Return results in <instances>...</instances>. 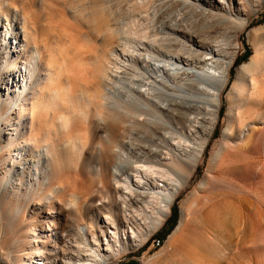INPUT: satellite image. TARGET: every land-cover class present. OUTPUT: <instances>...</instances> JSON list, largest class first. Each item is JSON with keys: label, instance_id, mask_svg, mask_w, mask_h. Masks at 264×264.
<instances>
[{"label": "rangeland", "instance_id": "rangeland-1", "mask_svg": "<svg viewBox=\"0 0 264 264\" xmlns=\"http://www.w3.org/2000/svg\"><path fill=\"white\" fill-rule=\"evenodd\" d=\"M142 1L0 0V264H74L75 260L71 257L78 253L87 254L84 251H89V243L93 249L99 248L101 252H104L102 250L109 245L111 251L107 254L115 264H144L143 260H149L155 255L157 256L153 259L155 264H192L195 261H206V264H264L263 221L260 227L251 228L249 233L239 235L243 238L233 237L226 259L221 252L219 253L223 249L218 248L223 245V241L221 239L208 241L206 234L212 233H208V230L203 233L198 227L207 218L211 204L221 201L222 196H226L227 199V196L239 192L248 184L247 187L252 190L264 188V179H255L257 184H254L251 179L248 180L249 182L246 180L247 183H245L240 175L229 172V164H227L221 170V172L224 171L223 174L216 176V172L213 171L212 175L217 178L212 179L203 188L204 190L199 189V185L206 178L217 144L222 138L221 135L227 127L228 114L234 109L232 103L234 94L227 93L224 96L220 120L215 134L205 149L204 161L196 167L188 186L173 203L171 214L166 222L143 244L141 237L149 231L162 210L163 203L159 204V202L164 194L163 190L168 188L170 191L169 188H174V184L167 185L168 182L164 177L154 174L136 185L132 172H128L131 174V180L122 176L119 177L120 184L110 182L106 163L111 156L106 148L109 146L108 141L117 139L120 129L125 126L127 114L121 106H124L127 100L133 99V96L136 97V91L146 92L149 98L151 96L157 105L165 109L157 98H153L154 93L150 90L152 94L148 92L149 86L141 87V85H148V83L151 85L154 80L157 81L155 85H152L158 89L160 85L167 88L171 85L162 75L154 74L150 69L139 70V66L136 69L131 62L120 58L118 55L122 53V49H116L114 54L107 50L106 58L109 56L108 61L112 63L110 64L111 72L108 78H104L105 81L101 87L97 88V80L94 79L98 56H102L106 50V41H108L106 26L114 27L112 15L119 12L127 13L117 22V26L122 28L124 33H130L142 27H149V29L155 27L163 36L171 33L170 28L176 30L177 26H182L188 32L203 31L217 37L229 32L230 35L236 32L242 33L240 42L243 47L241 49H233L237 48L236 43L229 45L224 38H218V44H209L211 50L220 53V60L230 56L238 57L231 71V78H233L236 73L235 66L247 62L251 54H256L260 49L258 46L253 47L248 44V33L264 25V0H252L249 5L246 3L247 0ZM210 1H213L212 6L207 3ZM228 9L234 13V10L239 12L238 21L232 23L234 25L225 23L223 20ZM159 17H164L162 21L174 18L175 23L173 26L168 25L167 29L164 28V24L154 25ZM241 23L249 24L245 32H240ZM8 25L10 33L5 36V26ZM15 32H19L23 37V33L26 34V43L20 44L25 46V50L13 43L15 41L10 35H14ZM159 38L160 36L157 39ZM176 39L178 42L189 45L181 38ZM33 44L37 47H45L42 54L53 67V82L51 84L47 81V72L43 71L41 74L44 79L40 82L42 83L40 88L35 79L28 78L30 75H27L24 79L27 82L26 89L19 97V92L25 85L21 73H26V69L24 72H18L17 69L24 68L22 61L25 60L26 55H30ZM217 45L220 47H216ZM125 49L129 53L135 49L140 51L135 39L132 45H125ZM80 50L83 51L80 52ZM81 57L83 62L80 60ZM88 57L89 60H87ZM208 58L209 56L204 55L202 59ZM152 60L153 67L164 68L165 63L160 62L159 58H152ZM79 64L80 67L89 71V80L86 79L87 76L83 78L85 75L78 78L79 88L89 86L88 93L75 90L77 85L69 77L68 72ZM210 65L208 62V66ZM37 74L35 73L34 76ZM87 80L89 84L85 83L88 82ZM194 83H197L195 79ZM196 85L201 91L207 90L205 85ZM67 92L73 95L71 103L63 100L68 98ZM14 93L18 95L23 107L26 108L25 116L21 119H19L17 106L7 111L9 105L17 104V101L14 103L12 100L6 101L5 96L9 94V97L13 98ZM103 93H105L104 99L100 97ZM35 94L39 98V105L47 110L50 109L56 115L66 112L68 114L71 108L86 109L88 102L79 100L78 95L89 96V122L86 123L81 119L74 120L67 133L63 132L64 129L58 124L53 123L51 118H40L43 126H37L35 134L37 133L38 136L35 137L30 132L29 124L30 105L33 103ZM101 103L105 106L102 107ZM94 107H97V111ZM242 110L262 115L264 102L253 98L250 104L242 105ZM6 111V117H8L1 119ZM19 122L22 124L17 127ZM262 126L257 123L255 130L259 131ZM44 129H49L51 134L45 135ZM31 137L35 139L43 137L44 141L36 144ZM189 139L191 140L189 147L185 146L183 150L171 152L183 159L185 163L193 155L198 143L197 137ZM67 140L72 141V144H68ZM153 140L157 146L151 147L153 151L162 153L156 161L172 167L165 159L167 158L165 145L159 141L158 137L157 141L156 137H153ZM262 143L264 144V137ZM51 144H55L54 151L49 146ZM43 146L49 147L52 158L42 155ZM147 148L145 147V150ZM257 153L253 155L256 156ZM15 157H18V160ZM232 159L235 161L234 158ZM99 167L102 168L104 180L111 195L115 189L121 190L127 196L130 194L123 198L116 196V204L111 212L102 206L105 200L100 198V195L93 200L87 198L85 202H79L84 201V196H87L89 192L100 188L96 172ZM49 169H51L50 172H48ZM184 169L186 170V167ZM158 172L162 173L161 170ZM171 178L174 179L176 176L172 174ZM126 187L131 189V193H127ZM197 188L200 201L204 203L205 199H211V202L206 203L207 205L204 203L207 209L203 207L202 214L196 217L186 238L171 243L169 236L181 222L182 207L189 198L191 199ZM57 198L61 202L56 203ZM77 199L81 204V206L78 205L81 212L75 210L76 206L73 205ZM256 206L255 203L254 207ZM108 213L111 215L109 224H100L104 214ZM30 223L33 224L32 228L28 226ZM89 223L93 226L91 232L95 233L94 236L89 233ZM62 228H66L67 232H62ZM92 237L97 240L96 246ZM117 241L120 246H117ZM15 245L19 248H14ZM193 247H196V252H193ZM36 251H39L40 254H38L42 256L36 257Z\"/></svg>", "mask_w": 264, "mask_h": 264}, {"label": "bare ground", "instance_id": "bare-ground-1", "mask_svg": "<svg viewBox=\"0 0 264 264\" xmlns=\"http://www.w3.org/2000/svg\"><path fill=\"white\" fill-rule=\"evenodd\" d=\"M141 1L142 0H140V2ZM250 2H252V0H247V5H249ZM207 3L209 6L213 5V1ZM234 11L235 13L228 9L223 19L225 23L234 25L232 23L238 21L237 16L239 12L236 10ZM126 14V12L113 13L112 21L114 27H110L109 25L106 26L108 30L106 34V39H108V41H106V50L103 52L102 56H98L97 71L94 76L95 81L97 80V88L102 86V83L105 81L104 78H108L111 72L110 64L112 63L108 61L110 58L109 56L106 58L108 54L107 50L111 54H114L116 49H122V53L118 56L127 62H131L134 68L137 69V66H139V70L150 69L154 74L158 73L162 75L164 80L171 85L170 88L160 85L158 86L160 89H158L152 85H155L157 80L151 82V85L149 83L148 85H141V87L149 86L147 89L148 92L149 90L153 92V98H157L158 101L165 106V109L157 105L156 102L151 99V96L149 98L145 94L146 92L136 91V97H132L134 101L133 99H129L130 101L127 100L126 104L121 106L127 114V120L124 122L125 126L120 129V134L117 139L108 141L109 146L106 148L111 156L106 163L110 182L114 181L116 184H120L121 179L119 177L122 176L127 180L129 178L131 180V174H128V172H132L136 185L154 174H160V177H164L166 182H168L167 185L174 184V188H169L170 191H168L167 187V189L163 190L164 194L159 202V204L163 203L161 207L162 210L155 222L152 223L149 231L141 237V243L144 244L146 240L166 222L171 214L173 203L180 193L188 186L196 167L204 161L205 149L215 134L216 127L220 120L223 99L227 93L234 94V100L232 102L234 104V109L228 114L227 127L223 135H221L222 138L217 144V149L214 152L213 160L207 171L206 178L199 185V189H203L212 179L217 178L216 176L224 172H221V170L227 164H229V172L240 175L242 181L244 182L245 180V183H247L246 180L248 181L249 179L252 181L258 178L264 179V144L262 143L264 137V110L262 111V115L257 112L250 113L242 110V105L247 103L250 104L253 98L264 102V25L249 31L248 44L253 47L258 46L260 49H258L256 54H251L247 62L235 66L236 73L235 76L231 78V71L238 57L230 56L220 60V53L211 50L209 44H218V38H224V41L229 43V45H232L233 42L236 43L237 48L233 49H241L243 47V44L240 42L242 33L236 32L230 35L229 32L217 37L212 36L211 33L206 34L203 31H197V33H194V31L188 32L182 26H177L176 30L170 28L171 33H166L163 36L158 33L159 29L155 27L151 29H149V27H142L138 30H132L130 33H124L122 28L117 26V22L126 16ZM85 18L87 17L85 16ZM162 20H164V17H159L154 25L164 24V28L167 29L168 25L173 26L175 23L174 18L167 21ZM248 25L249 24L241 23L240 32H245ZM9 28V25L5 26V36L10 33ZM228 30L231 31L229 28ZM23 34L24 37L21 36L19 32H15L14 35L11 34L10 36L12 40L15 41L13 42L15 45L25 50V46L20 45L21 43H26V34ZM158 36H160L159 39H157ZM176 38H181V40L187 42L189 45L187 46V44L181 41L178 42ZM134 39L140 51L135 49L129 53L127 49H125V45H132ZM216 47L220 46L217 45ZM31 48L30 55H26L25 60L22 61V67L24 68L17 69L18 72H24V69H26L27 73H21L23 84L25 85L20 90L19 97L26 89L27 82H25L24 79L27 75L31 76H28V78L35 79L38 86H40V84H42L40 83L41 80L43 81L44 79L41 72L44 71L47 72V81L51 84L53 82V67L49 61H46L45 56L42 54L45 47H37V45L33 44ZM81 51L83 50H80V52ZM221 53H225V51H221ZM204 55L209 56V58L202 59ZM152 58H159L160 62L165 63L164 68L156 69L153 67ZM80 60L83 62V57H81ZM87 60H89V57ZM219 61L221 62L219 63ZM208 62L211 64L210 66H208ZM80 66L79 64L77 67L76 65L74 66L76 68H72L71 70L67 69L70 70V72H68L70 73L69 77L71 81L77 85L75 86V90L88 93L89 86L86 84H89V71ZM35 73L38 74L34 76ZM81 75H85L83 76L84 79L87 76L86 79H88V82H85V86L87 87L79 88L78 78L80 79ZM194 79L197 83H194ZM82 84L84 83L82 82ZM196 84L205 85L207 90L201 91ZM40 88L42 87L40 86ZM103 91L105 92V90ZM70 92H67V99L63 98L65 102L71 103L70 100L73 98V95ZM42 94L45 95L44 92H42ZM10 97L9 94H7L5 96L6 101L12 100L13 103L17 101V104L9 105L7 111H9L11 107L17 106L19 119H21L22 116H25L24 111L26 108L23 107L18 95L14 93L13 98ZM100 97L104 99L105 93L101 94ZM78 99L86 100L88 102V107L80 110L71 108L68 114L66 112L56 115V113L51 112L50 109L47 110V108L45 109L40 106L38 102L39 98L36 95L33 103L30 105L29 124L31 134H34L35 137L38 136L37 133L35 134L37 126H43V122L40 121V118H51L53 123L58 124L64 129L62 131L67 133L69 131L68 128L74 120L81 119L86 121V123L89 122V96L78 95ZM71 106H73V104ZM101 106L104 107L105 105L101 103ZM96 108L97 107H94L95 111H97ZM7 111L2 114L1 119L6 117ZM101 114L97 115L100 116ZM257 123L263 125L259 128V131L255 130ZM21 124L22 122H19L17 127ZM44 132L47 136L51 134L49 129H44ZM160 132H162V135H160ZM35 137H31V139L34 140L36 144L44 141L43 137L42 139H35ZM153 137H156V141L158 137L160 139L159 141L165 145V154L167 156L165 159L169 161L171 164L169 166L172 167L165 166L156 161L162 153L158 154L157 152L159 151H153L151 148L152 146H156ZM190 137H197L198 143L193 151V155L188 158V162L185 163L183 159L178 158L171 152H173V150L174 152L175 150H183L185 146L189 147V143L191 144ZM66 142L72 144L70 140ZM260 142L261 144H259ZM49 146L53 151L55 150V144ZM145 147L149 148L145 150ZM162 150H164V148H162ZM258 151L262 152L260 153ZM50 153L49 147L43 146L42 155L52 158ZM255 153H257L256 156L253 155ZM15 158L18 160V157ZM232 158H234L235 161H232ZM46 160V162H48V159ZM185 167L186 170L184 169ZM158 170H161L162 173H159ZM50 171L51 169L48 170V172ZM213 171L216 172V176L212 175ZM96 172L98 173L100 188H97L95 191L92 190L87 196L85 195L84 201H79V199H77L73 202V205L76 206L75 210L79 212L81 211L78 205L81 206V204L78 203V201L83 203L87 198L93 200L100 195V198L105 200L102 206L106 207L108 211L111 212L112 207L116 204L115 197L118 196L123 198V196H127V194L117 189L113 191L114 196L111 195L108 190L109 187L105 183L102 168H97ZM172 174H174L176 178H171ZM255 181L254 184H257ZM247 186L242 187L239 192L227 196V199L226 196H222L223 199L221 201L213 202V204H211L212 206L210 205L211 209L208 211L207 218L198 226L203 233H206L207 230L208 233H212L211 235L206 234V239L208 241H215L216 239H221L223 241V245L218 248L223 249L219 251V253L221 252V254L225 256V259L227 258L228 248L231 246L234 236L243 238L239 235L249 233L251 228L260 227L262 221L264 222V188L252 190ZM126 189L128 190L127 193H131L129 187H126ZM198 191L197 188V190L193 192L191 199L189 198V200L184 203L181 222L176 226L172 235L169 236L171 243L174 241H182L186 238L190 227L196 221V217L202 214L203 207H205L204 203L211 202V199H205L204 203L200 201V196H198L200 193H198ZM129 195L130 194H128V196ZM125 199H123V201H125ZM58 202H61L59 198H57L56 203ZM255 203L257 205V210L256 207H254ZM88 208L90 210V207ZM110 216L109 213L104 214L100 224H109L111 219ZM32 225L33 224L30 223L28 226L32 228ZM92 227L91 223H89V233L91 236H94L95 233L91 232ZM209 229H211V231ZM62 232H67L66 228H62ZM92 240L94 246H96L97 240L93 237ZM117 246L120 245L118 244ZM14 248H19V246L15 245ZM102 251L104 252H101L99 248L93 249L89 243V251H84L87 254L78 253L72 256L71 259L75 260L73 262L74 264H115L114 260H110V255L107 254L111 251L109 245ZM36 252V257L42 256L39 255V251ZM193 252H196V247H193ZM152 257L153 258L149 260H143L144 264H155L153 259L157 258V256L155 255ZM192 264H206V261H195Z\"/></svg>", "mask_w": 264, "mask_h": 264}]
</instances>
